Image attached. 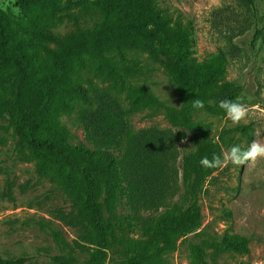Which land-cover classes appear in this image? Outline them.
<instances>
[{"label": "trees", "instance_id": "1", "mask_svg": "<svg viewBox=\"0 0 264 264\" xmlns=\"http://www.w3.org/2000/svg\"><path fill=\"white\" fill-rule=\"evenodd\" d=\"M257 1L245 0L253 9ZM84 3L18 0L19 15L0 8V129L15 139L18 150L33 153L39 177L52 176L75 203L61 220L88 233L89 258L80 262L67 251L62 234L44 225L58 247L52 264H171L167 255L176 250L177 237L200 228V196L219 169L202 167L201 158L222 155L228 136L246 129H224L213 139L194 114L225 115L219 102L242 95V86H218L227 61L223 52L207 65L193 66L191 25L172 36L155 11L156 0H100L101 20L87 28L77 17ZM64 22L75 27L66 35L56 31ZM261 34L257 30L254 41ZM155 47L172 53L167 71L178 88L179 108L129 82L123 71L132 56L151 55ZM195 99L204 107L194 108ZM147 109L164 112L184 133L131 130L129 117ZM74 111L84 142L72 146L61 119ZM187 138L195 148L183 166L184 203L170 208L167 195L179 178L177 147ZM164 205L139 238L120 237L125 227L143 222L145 211ZM250 242L239 234L190 241L191 264H219L210 254L248 255ZM30 261L0 255V264Z\"/></svg>", "mask_w": 264, "mask_h": 264}, {"label": "rangeland", "instance_id": "2", "mask_svg": "<svg viewBox=\"0 0 264 264\" xmlns=\"http://www.w3.org/2000/svg\"><path fill=\"white\" fill-rule=\"evenodd\" d=\"M17 1L0 0V8L19 15ZM99 2L85 0L84 6L77 10L81 27H92L101 20ZM155 11L172 36L191 25L193 66L207 65L212 57L223 52L227 61L218 86L232 83L242 86L248 115L239 124H233L226 114L209 115L204 111L194 114V119L208 125V135L213 139H218L224 129L246 128L244 133L229 135L222 152L234 145L246 149L253 141L264 144V0H258L254 9L245 0H156ZM74 29L73 24L64 22L56 31L66 35ZM257 30H262V34L254 41ZM171 61L170 48L155 47L151 55L132 56L122 68L129 82L147 88L162 102L179 108L178 88L167 71ZM61 122L69 134L70 145L84 142L77 111L63 116ZM128 126L135 132L157 128L178 135L184 133L174 127L164 112L153 109L134 112ZM14 143L15 139L0 129V255L30 258L27 264H52L51 256L58 253V247L44 227L50 224L62 234L67 251L76 260L87 261V231L61 220L75 210V203L57 189L52 176L39 177L33 153L18 150ZM194 148L188 138L177 147L179 178L167 195V207L183 206V166ZM200 197V228L187 238L177 237L176 250L167 255L170 263L191 264L190 241L239 234L251 241L248 255L232 251L218 256L210 254L211 260L219 264H264V157L244 165L229 163L219 168L206 182ZM164 210L165 205L159 211H145L141 215L143 222L125 227L120 237L139 238L143 228Z\"/></svg>", "mask_w": 264, "mask_h": 264}, {"label": "clouds", "instance_id": "3", "mask_svg": "<svg viewBox=\"0 0 264 264\" xmlns=\"http://www.w3.org/2000/svg\"><path fill=\"white\" fill-rule=\"evenodd\" d=\"M192 106L194 108H203L204 102L200 99H195L192 101ZM218 107L225 112L227 119L233 124H239L248 115V106L244 103L242 95L237 96L234 100H221ZM262 157H264V144L253 141L246 149L234 145L223 152L222 155L213 154L211 159L204 156L201 158L200 164L204 168L215 169L226 167L229 163L244 165Z\"/></svg>", "mask_w": 264, "mask_h": 264}]
</instances>
